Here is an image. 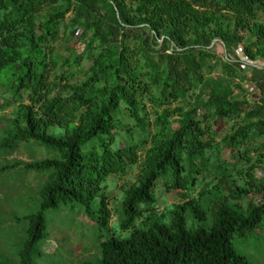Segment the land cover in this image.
I'll use <instances>...</instances> for the list:
<instances>
[{
  "label": "trees",
  "instance_id": "trees-1",
  "mask_svg": "<svg viewBox=\"0 0 264 264\" xmlns=\"http://www.w3.org/2000/svg\"><path fill=\"white\" fill-rule=\"evenodd\" d=\"M259 14L264 0H0V161L48 153L0 166L40 180L17 264L68 203L108 232L80 264H251L232 238L264 215V100L238 68L264 58ZM158 191L185 201L157 214Z\"/></svg>",
  "mask_w": 264,
  "mask_h": 264
},
{
  "label": "rangeland",
  "instance_id": "rangeland-1",
  "mask_svg": "<svg viewBox=\"0 0 264 264\" xmlns=\"http://www.w3.org/2000/svg\"><path fill=\"white\" fill-rule=\"evenodd\" d=\"M259 20L264 23V14H259ZM82 48V46H80ZM222 47L216 44L214 53L222 54ZM217 73V71H215ZM215 73L212 76H215ZM244 88L251 86L243 82ZM177 105V104H174ZM220 137L216 142L220 145ZM32 147L22 144L10 156L1 159L0 166L10 164L13 160L29 162L34 159H40L44 156V148ZM48 153L45 154L46 157ZM38 175L30 172L25 173L22 169L3 173L0 176V264H17V252L23 241V230L26 223L21 220L22 217L37 211V200L29 198L32 191L39 184ZM134 176V170L127 172V177H112L115 188L109 190L110 195L117 196L118 187L131 180ZM259 179L264 176L257 174ZM38 178V177H37ZM200 182L192 191L185 193L187 200L198 199L199 193L210 187L215 177L212 175H203L199 178ZM158 199L155 202V212L161 214L166 207L172 204H181L185 200L182 196L167 194L164 191H158ZM46 220V231L48 240L44 242L41 250L34 249L31 264H80L87 260L83 254L87 248L97 244L98 240H103L107 235V230L96 225L94 218L85 216L81 207L76 203L61 205L57 209H51L44 212ZM191 219L188 212V220ZM116 217L113 216L110 227L113 235L123 237L127 232H120L117 227ZM234 251L244 256L251 264H264V215L263 219L256 229L247 233L245 236H234L232 238ZM82 252V253H81ZM92 251L86 254L90 257Z\"/></svg>",
  "mask_w": 264,
  "mask_h": 264
},
{
  "label": "crops",
  "instance_id": "crops-1",
  "mask_svg": "<svg viewBox=\"0 0 264 264\" xmlns=\"http://www.w3.org/2000/svg\"><path fill=\"white\" fill-rule=\"evenodd\" d=\"M232 60V55L228 56ZM247 78L246 83L251 87L256 86L264 100V58H257L255 61H246L238 66Z\"/></svg>",
  "mask_w": 264,
  "mask_h": 264
}]
</instances>
